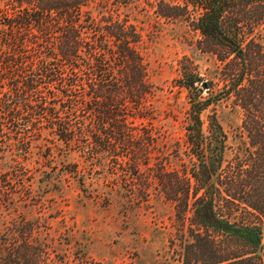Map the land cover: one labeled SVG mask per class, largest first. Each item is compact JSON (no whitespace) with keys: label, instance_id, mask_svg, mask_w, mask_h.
I'll return each instance as SVG.
<instances>
[{"label":"trees","instance_id":"16d2710c","mask_svg":"<svg viewBox=\"0 0 264 264\" xmlns=\"http://www.w3.org/2000/svg\"><path fill=\"white\" fill-rule=\"evenodd\" d=\"M0 1V211L26 207L19 189L31 197L36 176L30 181L25 163L43 147L45 133L53 146L42 156L49 166L39 180L51 178L53 149L59 158L81 153L84 164L100 168L118 158L130 161L136 173L151 164L153 134L145 140L127 118L129 109L150 117L146 102L154 96L138 53L142 36L117 14L120 7L151 0ZM153 2L157 16L173 23H189V7L199 9L196 31L231 51L218 59L220 94L201 99L192 90L200 79L193 71L185 70L180 81L192 90L184 152L190 161L181 158L172 172L168 160L152 164L162 173L157 181L166 199L182 215L193 201L197 227L220 237L194 234L189 264L207 253L213 260L204 264H264V0ZM94 8L107 13L94 15ZM222 99L242 113L234 143L215 112L207 123L202 118ZM51 218L20 216L0 229V264H69L71 255L75 264H104L78 250L64 224L66 232L54 235Z\"/></svg>","mask_w":264,"mask_h":264},{"label":"rangeland","instance_id":"374dc122","mask_svg":"<svg viewBox=\"0 0 264 264\" xmlns=\"http://www.w3.org/2000/svg\"><path fill=\"white\" fill-rule=\"evenodd\" d=\"M153 3V0L136 2L120 7L117 14L135 25L142 36L138 53L154 96L146 102L150 117L141 119L136 111L129 109L127 118L144 133L145 140L153 134L155 145L148 153L154 160L149 162V167L143 166L136 173L130 161L124 163L120 158L110 166L100 168L84 164L81 153L70 152L68 158L61 155L59 158L53 149L55 159L50 158L54 160L49 169L51 178L39 180V171L48 170L46 166H49L42 156L47 155V146H53V137L45 133L43 147L34 150L25 163L30 181L36 176L30 183L31 197L19 189L18 194L27 202L24 203L26 207L18 203L17 212L1 210L0 229L20 216L31 219L39 214L50 215L54 235L56 231L66 232L65 228H69L73 244H79L77 249L104 264H189L193 262L191 251L194 247L190 246L195 245L194 234L220 239L197 227L191 209L193 201L190 200V209L182 215L176 204L166 199L157 181V176L162 173L152 164L168 160L167 170L172 172L179 168L181 158L190 161L184 152L191 91L202 93L201 99L220 94L223 65L218 59L227 58L231 51L196 31L193 23L201 13L199 9L189 7V23H173L157 16ZM92 11L94 15L107 13L103 8ZM231 58L233 56L228 59ZM185 70L197 73L211 89L203 88L200 83L190 91L181 88ZM213 106L202 114L203 120L207 123L208 117L215 112L230 142L234 143L233 138L242 121L240 109L234 108L230 99H222ZM118 154L131 156L132 152L119 150ZM61 163L66 164L65 168ZM82 175H85L82 178L84 185L80 182ZM220 245V249L228 248ZM65 250L71 254L70 248L65 247ZM210 256L207 253V257H200L198 264L213 260ZM73 260L71 255L69 264H75L71 262Z\"/></svg>","mask_w":264,"mask_h":264},{"label":"water","instance_id":"95a60500","mask_svg":"<svg viewBox=\"0 0 264 264\" xmlns=\"http://www.w3.org/2000/svg\"><path fill=\"white\" fill-rule=\"evenodd\" d=\"M198 83H200L203 86V88L205 89L207 88V84L204 83L201 79L198 80Z\"/></svg>","mask_w":264,"mask_h":264}]
</instances>
